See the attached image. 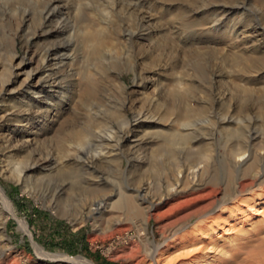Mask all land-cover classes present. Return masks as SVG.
I'll return each mask as SVG.
<instances>
[{
    "label": "rangeland",
    "instance_id": "1",
    "mask_svg": "<svg viewBox=\"0 0 264 264\" xmlns=\"http://www.w3.org/2000/svg\"><path fill=\"white\" fill-rule=\"evenodd\" d=\"M263 151L264 0H0V264H149L159 226L264 178ZM259 186L255 223L227 231L225 202L190 259L207 208L159 264H264Z\"/></svg>",
    "mask_w": 264,
    "mask_h": 264
},
{
    "label": "bare ground",
    "instance_id": "2",
    "mask_svg": "<svg viewBox=\"0 0 264 264\" xmlns=\"http://www.w3.org/2000/svg\"><path fill=\"white\" fill-rule=\"evenodd\" d=\"M38 93H42V92L39 91ZM248 149L249 148L245 147L244 151H242L241 153L237 154V157H238L239 160H238V162L235 163L236 166L237 165H243V164L247 163V159L250 156ZM245 156H246V158H244ZM256 157H257V159L255 161H257L258 159L259 160H263L264 159V151H263L262 154H258ZM239 161H241V162H239ZM249 166L252 169L253 166H251L250 164H249ZM250 168H249V171H253V169L251 170ZM253 168H255V167H253ZM246 170H248V169H246ZM198 176H199V173H196V172L192 175L191 179H192V184L193 185L191 187H189L188 190L186 191V193L184 194V196H185L184 198H189V199L191 198V202L193 200L197 201V200L203 199L204 197L209 196L208 195L209 193H207L206 185H202V183L201 184L198 183L197 185H194L195 179H197ZM18 179H20V176H19ZM263 179L264 178L262 176H260L259 172H255L253 174H248V171H247L246 173H244L242 178L235 180V182L233 183V187H232L231 192H228V191L226 192L225 191V194L223 193L224 195L222 197L214 196V199H212V201L208 205L206 204V207L203 208L202 210L200 209L197 212L195 211L194 213H192L190 215H187L186 217H183V218L178 219L176 221H174V220L170 221V222L166 223L165 225L162 224L163 226H159L157 230L160 233V236H162V238L165 241V243L163 245H153V246H151V248H149V249H147L145 251V256L142 259V261H140V260L139 261L142 263L144 261V259H147L149 264H159L161 262L160 260H161V257L163 255H165L167 253L169 254V252L172 249H174L176 246H178L180 244L186 245L187 243H183V240H185L187 236H185V234H184L183 238H179V237L175 238L174 237L175 234H176L175 229L178 226H180L181 224H184L185 221H187L191 216L199 215L198 213H200L201 211L206 210L207 208L210 209V211H209V216L206 219V222H202L199 225H196L195 230L193 232H191L190 235H189V236H191V239H190V241H188V245H186V246H190L192 244H196L198 247H196V249L193 250L194 253L192 255H190L191 252H189V254H188L189 256H187V257H189L190 259L191 258H198L199 254L200 255L201 254L204 255L203 252L213 254L215 252V249L213 247H215V242H216L215 235L217 234V232H216V229L215 230L213 229L214 231H212V232H209V230L212 229V226H215L219 230H222L221 228H219L220 226L217 224V221L219 219L221 220L222 217L224 216V214L226 215L225 211L227 209H224V207L221 206V205L224 204L225 202H228V201L231 202V204H233L232 207L231 208L229 207L230 209H228V211H227V220H226V222H224V227L225 228L228 227L230 229L233 226L234 227L237 226V228H239L240 231H241L243 228L246 227V225L249 222L251 224L255 223L256 222V216H258V214L255 213L256 204L254 203V200L258 199L257 197H255L256 196L255 195L256 194L255 191L257 190L256 187L259 186L262 183ZM208 189H210V188H208ZM258 189H259V191H261V196L264 198V187L263 188L261 187V188H258ZM243 193H247V194L252 195V196H250L249 199H244V200L241 201V199H239L240 198L239 196H241V194H243ZM0 198H1V203L3 204V206L10 212L9 202H8L6 196L3 194L1 189H0ZM103 208H104V205L102 206L100 204L94 210L96 212H99ZM216 208H217V211H215ZM244 208H245V210H244ZM250 213H252L253 215L252 214L250 215ZM149 214H151V213H145V215H143V217H142V221L145 224H148V222L152 218L158 221L160 219V217H161L158 214H156V215L155 214L149 215ZM244 215H245V217H243L241 219L240 216H244ZM208 223H210V225H208ZM18 224H19V227L24 232L27 231L26 225L24 224V222L19 221ZM224 227H223V229H224ZM229 229L226 228L227 231ZM239 229H238V231H239ZM236 232H237V230H236ZM143 234L145 236L147 235V230L146 229L143 231ZM231 242H232V240H231ZM204 256H207V258H210L206 254ZM259 257H260V255H259ZM254 258H256V257H254ZM255 260L257 261V259H255ZM216 261H217L216 259L213 260V262H216ZM251 262H253L252 259H251ZM256 263H254V264H256ZM83 264H92V263L87 261V260H84ZM221 264H223V263H221Z\"/></svg>",
    "mask_w": 264,
    "mask_h": 264
}]
</instances>
